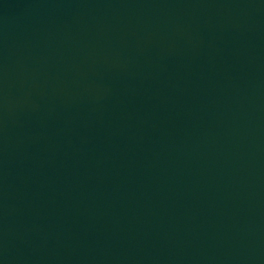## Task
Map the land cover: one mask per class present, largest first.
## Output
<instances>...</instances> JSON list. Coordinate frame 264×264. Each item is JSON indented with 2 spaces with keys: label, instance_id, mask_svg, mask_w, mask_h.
Listing matches in <instances>:
<instances>
[{
  "label": "water",
  "instance_id": "1",
  "mask_svg": "<svg viewBox=\"0 0 264 264\" xmlns=\"http://www.w3.org/2000/svg\"><path fill=\"white\" fill-rule=\"evenodd\" d=\"M0 264H264V0H0Z\"/></svg>",
  "mask_w": 264,
  "mask_h": 264
}]
</instances>
